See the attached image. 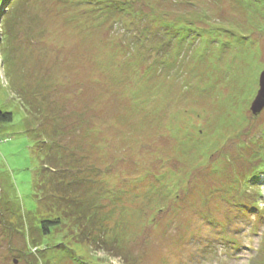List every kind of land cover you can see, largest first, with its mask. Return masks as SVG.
<instances>
[{"label": "rangeland", "instance_id": "obj_1", "mask_svg": "<svg viewBox=\"0 0 264 264\" xmlns=\"http://www.w3.org/2000/svg\"><path fill=\"white\" fill-rule=\"evenodd\" d=\"M23 1L33 53L25 61L14 48L9 79V3L0 0V109L14 113L1 132L9 139L0 138L1 205L19 213L13 226L50 214L51 202L36 200L40 157L26 130L54 117L69 127L62 178L95 217L84 226L69 217L26 243L0 216V264H78L63 259L58 240L87 264H264V108H250L264 70V0H124L114 16L67 0ZM178 22L196 28L193 43L175 40ZM16 33L14 45L26 44ZM38 46L64 63L58 81L84 87L74 109L58 97L29 116L13 92L35 69L54 67ZM70 147L90 160L69 164ZM105 237L113 250L101 248Z\"/></svg>", "mask_w": 264, "mask_h": 264}, {"label": "trees", "instance_id": "obj_2", "mask_svg": "<svg viewBox=\"0 0 264 264\" xmlns=\"http://www.w3.org/2000/svg\"><path fill=\"white\" fill-rule=\"evenodd\" d=\"M8 3H9V8H8L9 11L6 10L7 12H2V20H4V25L2 29L4 32L3 39L5 41V44L1 45L3 46V52L1 53L3 59H5L4 60L5 72L9 77V79H12L13 74H11L10 71V65L12 59L14 58L12 52L14 51L15 48V51H18V53L15 54L17 55L20 54L22 59L26 61L27 59L23 58V56L24 57L31 56L33 53V51L29 50V45H32V41L34 40L32 39L34 32L30 27H27L24 24V21L27 19L24 16L27 13H25L24 15L22 12L27 7L28 3L25 4V1L23 0H8ZM66 3L71 4L73 6L74 4L78 5L79 3H83V5L87 4L89 8L95 6L98 7L101 12L108 13L109 16H114L113 14L119 12L121 8L124 9V7L127 5V3L124 0H67ZM4 10L5 9L2 8L1 11ZM174 22L175 21H172L167 25L170 24L174 25ZM175 29L176 31H173L176 37L175 40H177L178 42L180 40H184V43L187 42H189L190 44L193 43V41L191 42V39L195 38L194 35L196 28L193 27L192 24L187 22H182V23L178 22L176 24ZM16 32H18L19 34H23V41L20 42V44L26 43L23 46L14 45L16 44L15 43L16 41H14V38L17 34ZM203 32L205 33L206 36L202 32L200 33V36L204 35V37H208L207 36L208 33L206 32V30L205 31L203 30ZM181 42L182 41H180V43ZM35 49H36L35 51L39 56L44 55V53L46 52L44 48L39 46L36 47ZM47 56L48 59L51 61V63L54 64V67H52V65L50 66V68L43 67L42 63H39V65H41L43 68L44 71L43 75H41L39 72L41 69L40 70L38 69L39 71L35 69L33 78H28L26 76L19 85V88L17 87H15V89L12 88L13 92H15L19 97L18 99L22 103L23 108L25 109V111L28 113L29 116H32V114L34 115V113L37 116L40 115L39 109L37 111L34 109L36 105L43 102L58 104L59 99L62 97L64 98L70 97L69 100L71 102L72 109H74V107L76 106L75 104H77V98L78 99L81 98V94L84 93V91H82V88L84 89V87L81 86L79 88L80 85L78 83L73 82L71 79H68L67 83L58 81L57 79L58 76L62 74L61 72H58L56 70L57 68L56 66L59 65L60 63L61 64L64 63H62L61 59L54 58L52 55H49L48 53ZM23 75L25 74L23 72H20V77H22ZM44 78H48V79L45 81ZM42 92L44 93L49 92L47 93L48 96L44 95L45 96L44 98ZM58 97L60 98L58 99ZM53 100L57 102L55 103ZM62 105H64V103ZM53 118L54 117L48 119V121L50 122L49 126L52 127L44 126L41 124L43 126V128L41 129L38 126L37 130H32L33 128L31 126H28V129L26 130V133L34 142L35 151L39 154L40 157V165L35 170V178L37 185L36 200L41 205L44 206L46 205L47 207H49V202H51L52 207L49 208L50 214L45 213L41 215V217L38 218L37 222H33L32 223L33 225L30 227L29 226L27 227L24 224V222L20 220L18 222L19 223L18 226H13L15 223L12 219L13 217H19L18 216L19 213H17L16 210L10 211L6 207H3V205L1 204H3L4 201L2 200V198H0V216L2 221H3L2 217H5V214L7 215L8 213L9 216H6V220L9 223H12V225L9 226L15 227L16 229L14 231L19 232V234H21L20 236L23 237V240L26 241V243L36 241L37 236L43 237L42 241H44L46 236L51 232L52 228L54 229L59 224L64 223L69 217H71V219H77L76 217L81 216L83 220L77 224L79 226L80 225L84 226L85 224L88 225L90 221H94V217H95V213L89 215L87 212L93 209L91 208V205L89 203H86L84 200H82L80 194L83 193V191L82 190L77 191L78 189L76 190V192L75 190H68L69 186H75L76 184L73 185L70 179L68 181H64V179L62 178L63 173L65 174L68 167L66 168L61 167L62 165L59 163V160L63 158L60 151L61 141L62 138L65 136V134L69 131V129H65V128H69V127L63 128V126L61 127L56 126V124L58 123L57 119L53 120ZM13 120H14V113L12 111L0 109V138L3 139L4 141H7L9 138H5L1 136L3 127L8 123H11ZM87 123L88 122L86 120L84 121V123L82 120L81 126L83 124V127H86L85 125ZM56 136L58 137V139H55ZM93 147H95V145H93ZM76 152L77 149L73 147L69 148V152L67 150H63L64 160H66L69 164H72L77 162L84 163L89 161L91 158V155H89L88 153L78 155ZM48 182L50 185L48 186L47 189H45L43 187V183H48ZM38 192L40 193V195H38ZM42 192H44V195L41 194ZM108 195L111 196L110 191ZM63 201L64 203L61 204V202ZM50 215L52 216L49 217ZM105 229H109V228H105ZM34 231L37 232L36 238ZM16 232L15 234H17ZM111 238L105 237L103 240H101V243L105 245V246H101V248L106 247L108 251L113 250L112 249L113 245H109L107 242ZM116 238L119 240L118 236ZM93 241L95 240L92 239L90 243H93ZM57 244L59 250L62 252L64 256L63 259H66V257L68 256L64 254V252H66V254L68 253L72 257L71 260L79 261V263L77 262L78 264H87L86 262L88 261L86 259H79V257L73 256V254L70 253V250L73 247L70 246L67 242L63 240H58ZM68 258L70 259V257ZM91 260L92 258H89V261Z\"/></svg>", "mask_w": 264, "mask_h": 264}, {"label": "water", "instance_id": "obj_3", "mask_svg": "<svg viewBox=\"0 0 264 264\" xmlns=\"http://www.w3.org/2000/svg\"><path fill=\"white\" fill-rule=\"evenodd\" d=\"M259 90L251 103V110L254 114H258L264 108V70L259 78Z\"/></svg>", "mask_w": 264, "mask_h": 264}]
</instances>
